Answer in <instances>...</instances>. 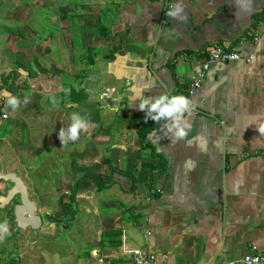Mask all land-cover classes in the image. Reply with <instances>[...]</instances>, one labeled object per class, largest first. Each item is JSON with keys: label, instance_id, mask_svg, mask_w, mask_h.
<instances>
[{"label": "crops", "instance_id": "crops-1", "mask_svg": "<svg viewBox=\"0 0 264 264\" xmlns=\"http://www.w3.org/2000/svg\"><path fill=\"white\" fill-rule=\"evenodd\" d=\"M178 3L182 18L167 15ZM52 18L45 37L39 21L27 37L23 19L18 38L25 32L32 45L0 49V73L16 70L3 100L6 92L20 102L5 112L0 138V158L19 168L0 170L21 175L46 210L32 234L62 231L51 260L132 264L123 244L155 252L160 264L264 253V0H56ZM215 46L243 59L212 65L189 95ZM164 93L192 101V127L176 140L162 121L142 148L140 130L158 122L138 104ZM73 113L87 130L62 145Z\"/></svg>", "mask_w": 264, "mask_h": 264}, {"label": "rangeland", "instance_id": "rangeland-1", "mask_svg": "<svg viewBox=\"0 0 264 264\" xmlns=\"http://www.w3.org/2000/svg\"><path fill=\"white\" fill-rule=\"evenodd\" d=\"M55 9L56 0H0V49L5 48V43H9L7 45H10L6 46L7 49H12L18 44L32 45L34 39L27 41L25 32L23 33L24 39L18 38V36L21 37L18 35L21 29V25L19 24L23 23V19L28 21V26L30 27L27 37L37 36V31L41 30V28H39V22L46 26L44 29L45 37L54 27L52 17H54ZM7 60L8 58L6 59L0 55L1 65L4 66ZM17 85L20 87V82ZM12 87L15 88L14 84L10 88ZM2 103L6 104L3 99L0 101V104ZM11 109V106L6 104L5 107L0 109V115H7L5 112ZM0 121H2L4 125L5 121L1 120V118ZM4 136H6V134L1 132L0 138H4ZM1 149H3V147H1ZM3 155L4 153L1 154L0 167L4 165L9 169H13V166H15L14 168H19L18 165H13L11 160H3ZM36 174L41 182L46 181V177H44L42 173L40 174L38 172ZM8 186L9 184L0 182V194H3ZM30 192L32 193L31 196L37 197L33 188H30ZM51 194L53 193H46L50 198L53 196ZM54 203L56 202L50 200V204ZM8 209L0 212V222H6L9 229L8 234L0 238V264H54V261L56 264L58 258L53 257V260H51V258L54 253V246L59 245L62 240V231L57 229L55 233H53L52 229L47 228V231H45L43 235H34L30 230L27 232L19 231V233L15 234L13 233V229L15 228L14 216L11 210L9 211ZM52 210H50L51 213ZM45 211L42 210L41 212L44 219H46Z\"/></svg>", "mask_w": 264, "mask_h": 264}, {"label": "clouds", "instance_id": "clouds-1", "mask_svg": "<svg viewBox=\"0 0 264 264\" xmlns=\"http://www.w3.org/2000/svg\"><path fill=\"white\" fill-rule=\"evenodd\" d=\"M183 9L179 3L170 11L167 15L173 18H182L181 13ZM19 100L8 95L7 104L13 109L19 106ZM138 109L144 112V119L147 121L159 122L161 120L169 122L167 124L168 131L172 133L173 139H184L192 125L184 118L186 113L192 111V101L184 95H170L168 93L160 94L155 97L146 96L142 97L138 104ZM71 124L65 129L61 127L58 132V137L61 140L62 145L68 140L76 141L79 139V133L81 130H87L88 121L77 113H73L71 116ZM259 133H264V128H258ZM206 146L205 144L201 145ZM9 232L6 222H0V238H3Z\"/></svg>", "mask_w": 264, "mask_h": 264}, {"label": "built area", "instance_id": "built-area-1", "mask_svg": "<svg viewBox=\"0 0 264 264\" xmlns=\"http://www.w3.org/2000/svg\"><path fill=\"white\" fill-rule=\"evenodd\" d=\"M255 42H258V38H255ZM243 56L231 49L215 46L209 49L207 59L202 63L200 68L194 74L190 86L188 88V94L193 95L208 76L211 66L214 64H226L231 62L241 61ZM253 58L246 59L250 62ZM8 118L6 114L2 115V120L5 121ZM3 128V122L0 121V132ZM150 235V233H149ZM122 256L130 258L132 264H160L155 252L146 249H129L128 246L123 244L121 248ZM219 264H264V253L254 252L246 255L240 260L223 261Z\"/></svg>", "mask_w": 264, "mask_h": 264}, {"label": "water", "instance_id": "water-1", "mask_svg": "<svg viewBox=\"0 0 264 264\" xmlns=\"http://www.w3.org/2000/svg\"><path fill=\"white\" fill-rule=\"evenodd\" d=\"M4 95L9 93L4 92ZM0 182L9 184L10 187L5 194H0V212L6 211L14 201L13 205L14 233L31 230L37 233L44 225V219L40 212L36 199L31 198L30 187L17 172H5L0 170Z\"/></svg>", "mask_w": 264, "mask_h": 264}, {"label": "trees", "instance_id": "trees-1", "mask_svg": "<svg viewBox=\"0 0 264 264\" xmlns=\"http://www.w3.org/2000/svg\"><path fill=\"white\" fill-rule=\"evenodd\" d=\"M15 73H16L15 69L10 70V71H8L6 73H3V74L0 73L1 74L0 75V98L4 99L3 96H2V93L5 90V86H7L10 83V81L14 78ZM76 95H77V93H76ZM86 99H87V97L84 96L83 99H81L80 101H84ZM73 100L74 101L77 100L75 98V96L73 97ZM162 121L163 120L159 121L156 126H151L149 128L147 127V128H144L143 130H140L139 135L141 137V147L142 148H148L149 147L148 143H146V135H147L148 131H152V130L158 129L162 125ZM145 129H147V130L145 131ZM153 154L155 155V152ZM50 221L52 223H55L56 222V218L50 217ZM108 236H115V237H119L120 238L121 234H120V232H110L108 234Z\"/></svg>", "mask_w": 264, "mask_h": 264}, {"label": "flooded vegetation", "instance_id": "flooded-vegetation-1", "mask_svg": "<svg viewBox=\"0 0 264 264\" xmlns=\"http://www.w3.org/2000/svg\"><path fill=\"white\" fill-rule=\"evenodd\" d=\"M10 187V185L8 186V188ZM8 188L5 190V192L3 193V194H5L6 193V191L8 190ZM17 201H19L18 200V198L14 201V203L11 205V207H9V211L11 210V212H12V214H13V205L15 204V203H17ZM15 227H16V225H14ZM13 231H14V229H13ZM19 233V232H18Z\"/></svg>", "mask_w": 264, "mask_h": 264}]
</instances>
